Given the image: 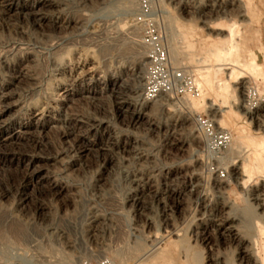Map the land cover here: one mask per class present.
<instances>
[{
    "label": "rangeland",
    "instance_id": "rangeland-1",
    "mask_svg": "<svg viewBox=\"0 0 264 264\" xmlns=\"http://www.w3.org/2000/svg\"><path fill=\"white\" fill-rule=\"evenodd\" d=\"M228 23L241 67L209 57ZM152 73L173 90L150 101ZM250 105L264 106V0H0V264H252L264 109ZM200 118L230 132L222 148Z\"/></svg>",
    "mask_w": 264,
    "mask_h": 264
},
{
    "label": "bare ground",
    "instance_id": "bare-ground-1",
    "mask_svg": "<svg viewBox=\"0 0 264 264\" xmlns=\"http://www.w3.org/2000/svg\"><path fill=\"white\" fill-rule=\"evenodd\" d=\"M43 5V4H42ZM45 5H46V3H45ZM6 6V5H5ZM39 6V5H38ZM11 7V6H10ZM25 7V6H24ZM33 7H35V6H33ZM38 9H40V8H38ZM31 12H35L34 11V9L33 8H31V9H29ZM225 10V9H224ZM41 10H39V12H40ZM223 11V10H222ZM227 11V10H226ZM226 13V12H225ZM217 14V13H216ZM219 26V25H218ZM227 27H228V34H226L225 35V38H224V43H225V45H223V46H215L213 49H211L210 50V52H209V57H212V58H215V59H217L218 61H221L222 59H224V60H231L232 62H234L235 64H236V66L237 67H241L244 63H241L240 61H238V60H233L234 58V55L235 54H237V52H238V50H239V45L240 44H238V42L239 41H237V34H236V29H237V24L236 23H228V25H227ZM222 28V27H221ZM227 45H228V47H227ZM239 54V53H238ZM222 58V59H221ZM221 59V60H220ZM235 59H236V57H235ZM233 63V64H234ZM234 64V65H235ZM248 67L249 68H251V69H257V64L253 61V62H250L249 64H248ZM223 68V67H222ZM222 68H219L218 67V71H220ZM224 69V68H223ZM222 69V70H223ZM216 70V69H215ZM207 73V72H206ZM235 74V69L233 68L232 69V72H231V76H233ZM144 76V75H143ZM200 77V76H199ZM197 81H196V83H197V86L200 88V92H201V95H202V93L204 92V91H206V92H209V90H210V84H213V81L212 80H210L209 79V77L208 76H205V77H200V78H198V79H196ZM146 81V80H145ZM237 81V80H236ZM140 82H141V80H140ZM144 82V81H143ZM223 82V83H222ZM218 81V82H215V84H216V86H218V88L219 89H221L222 91L223 90H225V89H227V86H226V81L224 82V81ZM233 83V82H232ZM116 84V82L114 83V85ZM212 91H214V90H212ZM223 96V95H222ZM225 102V101H224ZM216 104V103H215ZM214 104V105H215ZM224 104V103H223ZM232 107V106H231ZM37 108V107H36ZM222 109V108H221ZM262 109H264V106H262V105H260V106H258V105H250L249 106V108H247L246 109V114H249L252 118H257L258 117V115L260 116V111L262 110ZM224 110V109H223ZM234 112V111H233ZM33 113V115H34V117H36L37 115H38V112L36 113V112H32ZM222 117L219 119V123H220V125L221 126H234V124H233V117H234V115H233V113L231 112V110H228V111H222ZM239 116V115H238ZM237 116V117H238ZM219 117V116H218ZM259 120V119H258ZM261 121V120H260ZM258 122V121H257ZM248 124H250V123H248ZM259 126V125H258ZM227 128V127H226ZM263 130V129H262ZM12 135V134H11ZM249 135H251V134H246V131H245V127L243 126V125H237V126H235V134H234V136H235V140L237 141V142H239L240 143V141L242 142L244 139H245V141H248L249 139V141H251L252 142V140L251 139H253V138H255V137H253L254 136V134H252V137L251 136H249L250 138L248 139V140H246V138H248V136ZM8 136V135H7ZM15 138V137H14ZM0 139H2L3 141H6L7 139H11L10 137H2V136H0ZM256 140H258V138L256 137ZM15 141V140H14ZM10 142H11V140H10ZM244 142V141H243ZM242 142V143H243ZM246 143H248V142H246ZM253 143V144H252ZM251 143V145H253V151H254V153H252L251 155H253L254 156V158L253 159H256L257 161H259V163L258 162H256L255 160H254V162H256V164L257 165H259V164H263L264 163V157L262 156V154H264V140H261L260 142H256L255 141V139H253V142ZM7 144V143H6ZM250 145V146H251ZM249 147V146H248ZM249 153H250V151H249ZM248 156V155H247ZM252 158V156H250V154H249V158ZM250 158V159H251ZM250 159H249V161H250ZM251 161H253V160H251ZM250 161V162H251ZM248 163V162H247ZM256 164L254 163L253 165H255L256 166ZM251 166V167H250ZM249 166V169L251 168V169H255V168H252L253 166L252 165H250ZM258 167V166H257ZM264 167V166H263ZM263 167H261V169L263 168ZM260 168V167H259ZM258 168V169H259ZM260 169V170H261ZM238 170V169H237ZM247 170V168H245V170L244 171H246ZM241 180V179H240ZM245 182V181H244ZM247 183V182H246ZM264 183V182H263ZM245 185V184H244ZM262 196H264V195H262ZM261 197V194H259V193H256V194H254V199L255 200H258L259 198ZM262 200V199H261ZM260 229H264V226L262 225V226H260ZM234 230V229H233ZM262 232V231H261ZM243 240V239H242ZM247 244V243H246ZM248 245V244H247ZM243 247V246H242ZM245 248V247H244ZM247 252V250H243L242 251V255L244 256V257H246V258H251V254L248 252V253H246ZM256 259H254V261H253V259H252V264H264V243L262 244V246L257 250V252H256ZM243 257V258H244ZM250 261H251V259H250ZM248 262V261H247ZM251 263V262H250Z\"/></svg>",
    "mask_w": 264,
    "mask_h": 264
},
{
    "label": "built area",
    "instance_id": "built-area-1",
    "mask_svg": "<svg viewBox=\"0 0 264 264\" xmlns=\"http://www.w3.org/2000/svg\"><path fill=\"white\" fill-rule=\"evenodd\" d=\"M143 7L145 10H148V5L144 4ZM146 14V11L143 13ZM168 55L167 53L161 48L158 49L156 53V62L157 64H165L167 62ZM175 79L176 80H182L183 73L182 72H176L175 73ZM173 87L168 81H159V79L156 76H153V73L150 78H147L146 85H145V97H147L148 100H153L160 95H162L163 92L172 91ZM250 91L247 93V96H250ZM198 124L200 125L205 142L207 147L214 151L215 149H220L224 146V143L227 142L231 134L226 129H219L218 127H215L213 122H211L209 119H198ZM78 264H115L111 259L105 258L100 261H93L92 259H81Z\"/></svg>",
    "mask_w": 264,
    "mask_h": 264
}]
</instances>
